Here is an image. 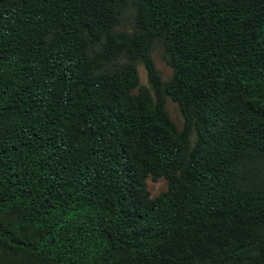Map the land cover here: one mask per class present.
<instances>
[{
	"label": "trees",
	"instance_id": "1",
	"mask_svg": "<svg viewBox=\"0 0 264 264\" xmlns=\"http://www.w3.org/2000/svg\"><path fill=\"white\" fill-rule=\"evenodd\" d=\"M75 1L0 0V264L246 259L264 243V79L204 54L231 36L264 56V0H108L76 27Z\"/></svg>",
	"mask_w": 264,
	"mask_h": 264
},
{
	"label": "clouds",
	"instance_id": "2",
	"mask_svg": "<svg viewBox=\"0 0 264 264\" xmlns=\"http://www.w3.org/2000/svg\"><path fill=\"white\" fill-rule=\"evenodd\" d=\"M108 0H76L75 2H71L69 4H73L76 12V16H70L65 13H61L62 17L67 18L72 22V24L76 27L77 24L83 23L84 21L88 20L89 16H95L101 20H103V17L108 13ZM127 5L129 8V11H135L136 10V4L137 2L142 7V1L141 0H126ZM163 1L167 2H173V0H145L146 6L150 9V11H155L158 6H161L164 10L165 4ZM246 3L243 4L245 6ZM252 4V3H249ZM40 12V10H37L34 15L37 16V12ZM128 12V11H127ZM126 12V13H127ZM41 13V12H40ZM42 15V14H41ZM258 18V17H257ZM257 18L255 19V24L257 22ZM89 24V22H86ZM90 25V24H89ZM258 31L264 33V28H256ZM67 34H69V31H65ZM204 56L206 58H209L213 63L221 64L225 60H228V62H235L232 58L239 61L242 57L247 58L251 61L252 66L254 67V73L259 78V80L264 79V56L261 54L256 53L255 51H250L244 47H241L237 41H234V38L231 36H227L223 38L222 40L218 41L217 43L211 45L209 48L205 50ZM157 65H161L163 62L160 60L158 56H155ZM141 65L138 68V82L139 85L142 86H149V77L147 76L145 70H144V79H142V76H140V70ZM158 69L161 72V75L163 78L166 79L168 75L163 74V70L167 71L168 74L171 72L169 68L165 65H161L158 67ZM245 102V95L242 93H238L235 97L221 100L217 102L215 105L225 107V104H232L235 106H244ZM166 108L168 112L171 113V110L173 108V99L169 96L166 98L165 101ZM208 125H211L208 123ZM139 160V159H138ZM77 205V204H75ZM264 208V204H263ZM243 212V210H242ZM78 220L75 219L74 222ZM259 224V223H257ZM263 225V224H259ZM241 237L234 233V232H227L222 234L221 240L222 244L227 247H237L240 244ZM258 250H264V243H260L257 246H253L247 250L246 253V259L240 260V261H234L233 264H253L254 261L258 262L259 264L263 262V259L256 260L257 257H259L261 254L258 252Z\"/></svg>",
	"mask_w": 264,
	"mask_h": 264
},
{
	"label": "rangeland",
	"instance_id": "3",
	"mask_svg": "<svg viewBox=\"0 0 264 264\" xmlns=\"http://www.w3.org/2000/svg\"><path fill=\"white\" fill-rule=\"evenodd\" d=\"M163 74L166 76L168 75V72L163 70ZM144 70L141 69L140 70V76H142V79H144ZM163 181H159V182H150L149 183V187L152 190V192L156 193L158 192L162 187H163Z\"/></svg>",
	"mask_w": 264,
	"mask_h": 264
}]
</instances>
